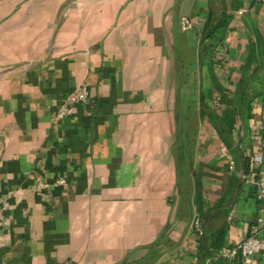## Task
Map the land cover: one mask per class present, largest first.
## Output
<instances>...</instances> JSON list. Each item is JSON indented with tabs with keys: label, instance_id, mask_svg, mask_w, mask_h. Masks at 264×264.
I'll list each match as a JSON object with an SVG mask.
<instances>
[{
	"label": "crops",
	"instance_id": "0c3cea01",
	"mask_svg": "<svg viewBox=\"0 0 264 264\" xmlns=\"http://www.w3.org/2000/svg\"><path fill=\"white\" fill-rule=\"evenodd\" d=\"M258 168L264 0H0V264H228Z\"/></svg>",
	"mask_w": 264,
	"mask_h": 264
},
{
	"label": "built area",
	"instance_id": "2783aa9c",
	"mask_svg": "<svg viewBox=\"0 0 264 264\" xmlns=\"http://www.w3.org/2000/svg\"><path fill=\"white\" fill-rule=\"evenodd\" d=\"M193 26L191 21L183 17L182 28L190 29ZM89 101V91L85 83H80L62 100L60 107L52 116V123L57 124L64 120L73 111L76 104H86ZM255 161L262 163V156L256 155ZM234 161L230 159L229 168H233ZM257 178L254 180L257 188V198L264 205V168H258ZM66 183L64 177H60L48 183L39 181L36 185L38 190L48 189L51 185L60 186ZM3 226V206L0 202V231ZM191 228L197 236L204 234V225L198 215H194L191 221ZM219 253L227 259L228 264H248L255 255H264V220L259 218L255 224L250 227L249 232L233 247H223Z\"/></svg>",
	"mask_w": 264,
	"mask_h": 264
},
{
	"label": "trees",
	"instance_id": "16d2710c",
	"mask_svg": "<svg viewBox=\"0 0 264 264\" xmlns=\"http://www.w3.org/2000/svg\"><path fill=\"white\" fill-rule=\"evenodd\" d=\"M122 264H126V263L123 262ZM159 264H168V263H166V262H161V263H159Z\"/></svg>",
	"mask_w": 264,
	"mask_h": 264
}]
</instances>
